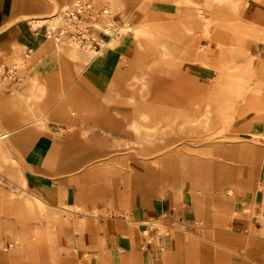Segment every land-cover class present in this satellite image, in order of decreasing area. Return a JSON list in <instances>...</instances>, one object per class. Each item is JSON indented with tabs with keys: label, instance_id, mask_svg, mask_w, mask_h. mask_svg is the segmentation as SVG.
I'll return each instance as SVG.
<instances>
[{
	"label": "crops",
	"instance_id": "0c3cea01",
	"mask_svg": "<svg viewBox=\"0 0 264 264\" xmlns=\"http://www.w3.org/2000/svg\"><path fill=\"white\" fill-rule=\"evenodd\" d=\"M75 1L0 0V66L26 63L22 76L1 75L0 113L15 117L0 128L15 131L6 144L16 171L48 204L0 203V264H264V0H143L144 15L134 11L142 0ZM114 3L121 23L158 21L159 42L128 34L113 43L94 26L102 17L87 15L106 47L72 57L76 32L49 19ZM131 97L149 104L143 139ZM211 100L233 102L232 121L196 125ZM183 123L190 132H179ZM204 128H225L229 140L201 143L200 157L190 147ZM148 224L157 230L146 237Z\"/></svg>",
	"mask_w": 264,
	"mask_h": 264
},
{
	"label": "bare ground",
	"instance_id": "6f19581e",
	"mask_svg": "<svg viewBox=\"0 0 264 264\" xmlns=\"http://www.w3.org/2000/svg\"><path fill=\"white\" fill-rule=\"evenodd\" d=\"M223 1V0H219ZM184 3H192L191 0H185ZM81 4L79 0L75 1V5ZM117 3L110 4L108 6L109 9L113 8ZM146 3H143V0L139 2L134 11H139L141 15H144L146 13L145 11V6ZM123 7V5H121ZM109 9L104 10V14H107L109 12ZM147 9V8H146ZM202 16V15H201ZM203 17V16H202ZM62 18L60 15H56L49 19L51 23L55 27H61L62 26ZM205 24H208L209 20L204 19ZM41 23V22H38ZM159 22L157 21L156 23H148L146 19L142 17L141 21L133 25L129 22H124L121 26L118 28H114L113 24L108 18H101V20L95 22V26L97 28H102L104 29L107 33L112 35V40L113 43L117 41V39H120L128 34H132V36L139 40H145L150 43H156L159 38ZM206 26V25H205ZM69 43V44H68ZM143 45V43H140ZM67 45L70 47V50L68 51L72 57H75L79 53H85L88 59L94 58L96 55V52L92 50L90 47H81L79 43L74 42L73 40H70L67 42ZM62 45H60L59 51H62ZM143 47V46H142ZM15 64L11 65L8 68L0 66V88L2 87L3 84V79L1 78L2 74H7L6 78L7 79H12L13 77H16L17 74L22 76L21 70L26 68V63L25 60L22 59V57H18L15 60ZM143 85V83H141ZM13 95V104H14V97L16 95V90L12 89V94ZM130 102L134 103L137 106L138 111H140L139 114H137L133 119H132V127L136 133V135L139 138L143 139V133H142V128H143V121L148 120V114L143 113V109L146 107H149V104L146 102L144 103L143 98H135L131 97L129 99ZM218 103V100H215ZM214 101L211 100L210 103L206 104L205 111L202 115V119L205 122V126L207 127L214 118L216 120H219L223 124H228L230 121H232L234 117V106L233 102L229 101L226 108L220 104L217 108L213 107ZM0 104H1V99H0ZM154 107V106H153ZM152 107V109H153ZM156 107H159L158 105ZM14 110V108H12ZM36 116V114L29 115L28 117H33ZM179 116V115H178ZM6 117L8 119H12L14 121L15 113L14 112H7V113H0V118ZM183 120L186 122H191L193 121V118L191 114H183ZM156 125L151 128V130H148L151 136L158 134L161 132L159 128L157 127L159 125V118L156 120ZM172 120L169 119V124ZM155 130V131H154ZM154 133V134H153ZM15 131L10 130L8 128H0V203L2 205H27L29 207L33 205H37L40 209L41 212H44L46 210V205H48L43 199H41L39 196L34 195L27 189V184H26V179L21 176V172L16 171V166H17V160L14 155L12 147L8 146L6 144V140L8 138L15 137ZM160 135V134H159ZM175 147H168L169 151L174 150ZM177 152V151H175ZM186 152V151H184ZM192 152V151H190ZM189 153V152H187ZM196 155H201L204 153L203 151H194ZM197 168H201V166L198 164ZM6 175H8L10 178H6ZM12 179V180H11ZM10 180L13 183L12 187H6L4 185V181ZM5 187L7 188V192H5ZM3 188V189H2ZM52 217L54 218H60L66 217L65 212L64 213H59V212H54L52 211ZM24 218H28V214L25 212ZM30 234V233H29ZM30 236H28L29 238Z\"/></svg>",
	"mask_w": 264,
	"mask_h": 264
},
{
	"label": "rangeland",
	"instance_id": "374dc122",
	"mask_svg": "<svg viewBox=\"0 0 264 264\" xmlns=\"http://www.w3.org/2000/svg\"><path fill=\"white\" fill-rule=\"evenodd\" d=\"M223 6L224 5V2L223 1H219V0H211V6ZM88 6H86V5H84V4H82L80 7H77V9H73V8H70V7H67V19L66 18H64L63 17V14L64 13H62V11L61 12H59L60 13V15H61V18L63 19L62 20V27L63 26H67V31H72V32H77L80 28H82L83 26H85V25H87V23H85L84 22V20H86L85 18L87 17V15L88 16H92V17H90L89 19H90V21L93 19V20H95L96 19V17L98 18V16L99 17H104V18H108L110 21H111V23L113 24V26L114 27H119V26H121L122 24H124V19H121V20H123V22L121 23V22H119L120 21V19H118V16H117V14L121 11V10H119V7H116V5L113 7V8H111V9H109L108 8V6H105L103 9H101V11H94V10H92V8H94V7H89V8H87ZM109 9V12L107 13V14H104L103 12H104V10L105 9ZM78 9H81V11H83L82 12V14H79L80 15V19H78V18H75L74 17V19H70L68 16L70 15V14H73V16H75V15H77L78 14ZM82 16V17H81ZM200 16H201V14H200ZM92 20V21H93ZM89 21V22H90ZM115 21V22H114ZM214 25V22L213 23H208V30H209V27L210 26H213ZM95 26V25H94ZM94 26H92V28L91 29H93V27ZM71 32V33H72ZM98 34V33H97ZM75 33H72V36H71V40H73L74 42H77V38L75 37ZM89 38H90V40H87L85 43V45H87L86 47H89L90 45H92V39H94V40H97V35L95 34H92V33H90L89 35L88 34H86ZM208 36V34L206 35V37ZM159 41H157L156 43H158ZM155 44V43H154ZM232 70H234L233 68H231ZM6 75H4V77H5ZM14 78V77H13ZM12 78V79H13ZM13 82H14V84L13 85H15V86H13V87H16L18 84H17V82H16V80H13ZM18 83H20V82H18ZM159 101V99H157V98H152V102L154 103L155 101ZM121 105H124V106H128V105H132V104H128V103H124V104H122L121 103ZM168 116H170V117H173V119L174 120H172L171 122V126L169 125V127H172L171 129H168L167 130V133L169 132H173V133H175L177 130H175L174 128H176V126L178 125V123L177 122H179V121H177L174 117L176 116V115H173L172 116V114L170 115H168ZM204 124V121H203V119H202V115H200V117H199V119L195 122V124L196 125H199V124ZM200 124V125H201ZM183 129H181V130H179V132H181V133H188V132H190L191 130H187L186 128H190L189 127V125L188 124H184L183 123ZM192 124H190V126H191ZM154 126V125H153ZM157 127H159V125L157 126ZM222 127H224V125H222ZM160 130V129H159ZM155 131V130H154ZM144 131L142 130V133H143ZM163 132L164 133H166V131L165 130H163ZM196 133H194L195 134V137H196V140H195V142L196 143H199V146H198V144L196 145H194L195 147H190V148H192V150H194L195 152L196 151H200L201 150V146L202 145H200L201 143H206L207 141H211V140H213V139H217V140H219V141H221L222 143L225 141V140H229V138H227V136H225V133H227V131H226V129L225 128H221L219 131H217L215 134H214V132H213V130H209V129H206V128H204V129H200V130H196L195 131ZM122 133H125V135H128V130H121V135H122ZM152 133V132H151ZM154 134V133H153ZM159 134H161V132H159L158 134H156V135H153L152 137L154 138V137H159ZM136 137H138L137 135H136ZM187 137H189V138H191V137H193V135H187ZM122 148V147H121ZM123 148H125V149H127L126 147H123ZM138 148V147H137ZM217 148H219V147H217ZM221 149H222V147H221ZM12 180V179H11ZM4 185L6 186V187H12L13 186V183H12V181H10V180H6V181H4ZM152 225V224H151ZM152 226H154V225H152ZM159 230V233H161V230L160 229H158Z\"/></svg>",
	"mask_w": 264,
	"mask_h": 264
},
{
	"label": "built area",
	"instance_id": "2783aa9c",
	"mask_svg": "<svg viewBox=\"0 0 264 264\" xmlns=\"http://www.w3.org/2000/svg\"><path fill=\"white\" fill-rule=\"evenodd\" d=\"M87 8H89V7H87ZM77 11H78L77 15L73 16V14H70L68 17L71 20L74 19V17L80 19L79 14H82L83 11H81V9H78ZM66 17H67V15H66ZM90 31H91L90 27L88 25H85L75 33L76 34L75 37L77 38V43H79V45L81 47L87 46V45H85L86 44L85 42L87 40H90V38L86 34L89 35ZM89 47L97 53V52L102 51L106 47V43L102 42V40L97 41V40L92 39V45H90ZM155 230H157V229L154 226H152L151 224H148L146 229L144 230L145 231L144 234L146 235V237H149L150 233L155 231Z\"/></svg>",
	"mask_w": 264,
	"mask_h": 264
}]
</instances>
